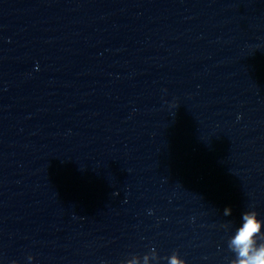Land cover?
Wrapping results in <instances>:
<instances>
[{"label":"water","instance_id":"obj_1","mask_svg":"<svg viewBox=\"0 0 264 264\" xmlns=\"http://www.w3.org/2000/svg\"><path fill=\"white\" fill-rule=\"evenodd\" d=\"M252 209L264 0H0V264H229Z\"/></svg>","mask_w":264,"mask_h":264},{"label":"clouds","instance_id":"obj_2","mask_svg":"<svg viewBox=\"0 0 264 264\" xmlns=\"http://www.w3.org/2000/svg\"><path fill=\"white\" fill-rule=\"evenodd\" d=\"M231 214V208L225 207L223 215L227 217ZM257 215L254 209L241 214V223L227 240V247L233 254L229 264H264V231L261 230L264 221L258 219ZM27 259L31 262L33 257L28 256ZM161 259L166 260L167 264H185L176 251L167 257H159L154 247L142 257L133 255L121 260L120 264H159ZM11 264H16V261H11Z\"/></svg>","mask_w":264,"mask_h":264}]
</instances>
